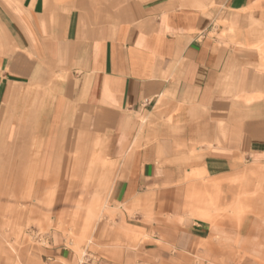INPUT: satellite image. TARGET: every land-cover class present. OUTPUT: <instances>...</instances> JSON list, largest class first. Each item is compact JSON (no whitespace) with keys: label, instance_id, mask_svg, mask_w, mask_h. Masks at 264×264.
<instances>
[{"label":"crops","instance_id":"0c3cea01","mask_svg":"<svg viewBox=\"0 0 264 264\" xmlns=\"http://www.w3.org/2000/svg\"><path fill=\"white\" fill-rule=\"evenodd\" d=\"M19 1L0 0V159L63 191L67 154L102 141L107 207L140 235L85 264H264L254 187L236 225L184 208L195 173L212 183L192 195L214 205L217 177L264 162V0ZM43 239L35 264L81 263Z\"/></svg>","mask_w":264,"mask_h":264},{"label":"rangeland","instance_id":"374dc122","mask_svg":"<svg viewBox=\"0 0 264 264\" xmlns=\"http://www.w3.org/2000/svg\"><path fill=\"white\" fill-rule=\"evenodd\" d=\"M15 1L20 4L19 0ZM74 2L50 0L49 6L68 9ZM102 147V141L74 146L67 154L69 175L63 191L53 189V180L44 183L34 174L33 163L29 170L18 166L11 176L9 157L0 159V264H35L36 256L30 251L46 244L43 238L49 231L62 238L77 254L80 264H85L87 258L94 259L103 254L113 256L119 247L126 246L127 241L139 239L137 228L115 223L107 207L114 165L105 158ZM255 166L260 167L261 172L250 175L248 169ZM192 177L184 208L194 217L206 210L212 226L237 224L236 201L239 197L251 195L247 191L250 185L255 188L252 194H257L259 203L264 205V162L243 161L232 173L217 177L220 183L212 189L217 200L214 205L206 203L202 196L194 195L201 186L211 184V179L202 173H195ZM248 211L243 208L242 214H251Z\"/></svg>","mask_w":264,"mask_h":264},{"label":"bare ground","instance_id":"6f19581e","mask_svg":"<svg viewBox=\"0 0 264 264\" xmlns=\"http://www.w3.org/2000/svg\"><path fill=\"white\" fill-rule=\"evenodd\" d=\"M210 219V218H209Z\"/></svg>","mask_w":264,"mask_h":264}]
</instances>
